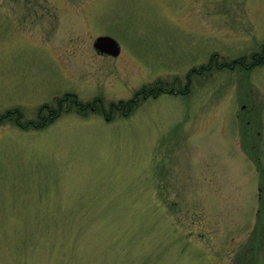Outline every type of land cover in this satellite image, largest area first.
Masks as SVG:
<instances>
[{"label":"rangeland","instance_id":"rangeland-1","mask_svg":"<svg viewBox=\"0 0 264 264\" xmlns=\"http://www.w3.org/2000/svg\"><path fill=\"white\" fill-rule=\"evenodd\" d=\"M207 61L126 116L0 123V264H264V0H0V120Z\"/></svg>","mask_w":264,"mask_h":264},{"label":"trees","instance_id":"trees-1","mask_svg":"<svg viewBox=\"0 0 264 264\" xmlns=\"http://www.w3.org/2000/svg\"><path fill=\"white\" fill-rule=\"evenodd\" d=\"M244 59V58H243ZM241 60L242 65H244V60ZM212 61L210 62V69ZM256 64V63H255ZM253 64V65H255ZM222 66L229 65L227 63L221 64ZM245 66V65H244ZM247 67H252V64H248ZM159 82V81H158ZM155 84L156 86V95L162 93H171L172 91H168L166 88L162 86L161 83ZM79 102V101H78ZM81 105L83 107H81ZM139 105V102L129 99V100H119L115 103H109L106 107L107 111L104 108V104L100 97H95L94 100L90 102H82L76 103V98L73 93H65V95L54 104L51 105L49 109V115L47 117H41L40 115H36V119H28L23 120V115L20 110L15 109L9 113H19V115H1L4 119L0 120V123H16L20 128H29V127H42L51 122H53L56 118L60 116L63 112L68 111H76L79 114H84L87 109L94 108V112L101 114L104 116L106 120H111L116 115L126 116L131 113ZM93 111V109H92ZM15 124V125H16Z\"/></svg>","mask_w":264,"mask_h":264},{"label":"flooded vegetation","instance_id":"flooded-vegetation-1","mask_svg":"<svg viewBox=\"0 0 264 264\" xmlns=\"http://www.w3.org/2000/svg\"><path fill=\"white\" fill-rule=\"evenodd\" d=\"M95 54L100 56V57H110L109 55H106V54H102V53H99V52H96L95 50ZM111 58H116V57H111ZM210 62L211 61H207L206 63H201L200 65H198V67L194 68L192 67L191 70H190V73L187 74V76L185 77V83L182 85L183 87H180L181 85L179 84V81L178 80H174L171 82V84L174 86V89L172 87V89H170L174 94H180V95H186L188 96L189 93L191 92V89H193L196 81L195 78V75L193 74H197L196 76L202 74V77L201 79L204 80V74L206 75L207 71H209L210 69ZM249 62H252L251 59L249 60ZM249 62H244L245 64V67H247V63ZM255 63V62H253ZM237 66H239V64H237ZM215 67H218V65H216ZM192 75V76H191ZM190 76V77H189ZM201 83V82H200ZM155 84H157V81H154V83H152V85H146V84H143L141 85L133 94L132 97H130L131 99L139 102V104L148 99V98H151V97H155L156 96V86ZM180 86H178V85ZM181 88V89H180ZM75 98H76V103H79L78 102V99H77V96L75 95ZM95 96H92L91 98L89 99H86V100H83L85 102H90L92 100H94ZM59 98L56 97L55 101H58ZM81 107H83L81 105ZM93 109V112H94V108L91 107V110ZM49 110V109H48ZM2 115H19V113H4ZM37 115H42V113H38ZM163 182H166L165 180H158V183H163Z\"/></svg>","mask_w":264,"mask_h":264},{"label":"water","instance_id":"water-1","mask_svg":"<svg viewBox=\"0 0 264 264\" xmlns=\"http://www.w3.org/2000/svg\"><path fill=\"white\" fill-rule=\"evenodd\" d=\"M93 47L105 54L116 56L119 54V46L117 42L109 36H99L95 39Z\"/></svg>","mask_w":264,"mask_h":264}]
</instances>
